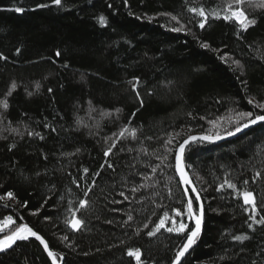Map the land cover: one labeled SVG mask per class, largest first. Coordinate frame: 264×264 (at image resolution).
<instances>
[{"label":"trees","instance_id":"obj_1","mask_svg":"<svg viewBox=\"0 0 264 264\" xmlns=\"http://www.w3.org/2000/svg\"><path fill=\"white\" fill-rule=\"evenodd\" d=\"M224 4L0 0V100L9 103L0 107V221H15L0 239L27 224L58 254V264H136L127 253L137 248L141 264L173 263L195 227L186 216H175L188 199L175 167L178 145L190 135L235 132L229 117L239 111L264 115L248 103L264 102V9L243 5L257 21L247 31L211 16L201 29L202 18L188 11L203 6L223 16ZM135 78L142 107L129 83ZM13 82L17 88L8 96ZM125 127L129 131L120 138ZM184 164L205 216L182 264H264V225L250 219L264 217V124L226 143H194ZM225 180L237 189L217 191ZM9 191L15 199L7 198ZM243 191L253 192L255 213L244 205ZM81 200L88 204L76 211ZM69 209L84 222L78 231L65 222L72 218ZM165 212L188 229L169 233V220L148 236ZM0 264L51 262L39 242L27 239L0 255Z\"/></svg>","mask_w":264,"mask_h":264},{"label":"snow or ice","instance_id":"obj_2","mask_svg":"<svg viewBox=\"0 0 264 264\" xmlns=\"http://www.w3.org/2000/svg\"><path fill=\"white\" fill-rule=\"evenodd\" d=\"M127 2V0H125ZM53 3L57 6H60L62 3V0H53ZM247 4L249 8H251L253 11L257 9H264V0H225L224 8H223V16H221V12L218 10H212L211 12H208L205 10L203 6L197 8V7H190L188 9L189 12L194 13L196 16H199L202 18V20L199 23V27L201 29L205 28L206 22L211 16L212 18L215 19H223L225 21H234L236 24L240 26V28L243 31H247L250 26H254L257 21L256 19H250L249 15L246 13V11L243 8V5ZM39 7H47L45 4L39 5ZM17 13H22L24 11L23 8L17 7L15 9ZM172 20H176L177 23H179L178 18L176 16L171 17ZM98 22L101 25L106 24V19L104 16H100L98 18ZM174 32H180L183 30V26L181 27H173L171 29ZM202 48L209 49L210 45L207 43H202L201 44ZM57 56L60 55L59 52L56 53ZM0 58H5V57H0ZM223 59V57H221ZM234 63L237 66H240L239 61H234ZM129 83L132 86L133 92L136 93V97L139 100V103L141 107L143 106V100L140 98V93L137 91L138 85L140 84L139 78H135L134 82L129 81ZM11 90L7 93L8 96L12 95V90H15L17 88V85L15 82L11 84ZM37 90L40 88V85L37 83L36 85ZM49 92L52 91V89H48ZM28 95L31 96L33 95L32 92H28ZM249 104H254L256 108H259L261 110H264V102H259V101H254V99H249L248 100ZM0 107L3 109H7L9 107L8 100L5 98L3 100H0ZM117 112L120 110L117 109ZM104 116H110L111 113L109 112H104L101 113ZM191 115V113H189ZM241 121H244L243 124H241ZM79 123V121H77ZM229 122L235 124V132L233 131H228V135H234L235 133L240 132L243 128H247L250 125H254L258 122H264V115H257L251 111H239L236 113L235 119L233 120L231 117H229ZM213 125L215 126L216 122L212 121ZM128 128L125 127L123 128L120 133L119 137L123 138L125 133L128 132ZM29 135H32V133H29ZM35 135L39 136V133H36ZM115 135V134H114ZM130 135L132 139H136V129H132L130 132ZM179 135V134H177ZM42 138V137H41ZM222 137L220 136L219 132H216L212 135H202V136H188L186 139L183 140L182 143L178 145V148L176 150L175 154V160H176V172L180 176L181 183L184 185H191L192 181L188 175V173L185 170V164H184V157L185 153L187 151V147H190L192 143H198V142H203V141H212V140H218L221 139ZM172 143V138H169L166 141V144H171ZM115 147V142H113L112 146L109 147L104 155L108 156L111 154L112 148ZM162 159H167V157H163ZM111 167V165H108ZM156 169L153 168V172H155ZM84 172L87 173L88 169L85 168ZM257 176L260 175V173L256 174ZM245 184L248 183V181H244ZM227 185L229 189L236 190L237 186L236 184L232 183L229 180H225L224 184H221L218 188L217 191H220L224 188V186ZM138 189H133V191H137ZM191 192L195 193V196H189V188L185 187L183 194L184 196H187L188 199L186 201V204L184 205V211L182 212L180 209H175V216L176 217H182L186 216L188 219L193 220L195 222V227L191 230L188 231V234L186 236V242L183 244L181 249L177 252L175 256V260L173 261V264H181V258L185 256L186 253H188L189 249L193 247V245L196 244L197 239L199 238L201 234V227L202 223L204 220L205 216V208L203 203H199V206L197 209L194 210L193 207V202L194 200L199 202L201 201V196L197 189L193 186L191 187ZM171 194V193H170ZM87 195V193H85ZM121 196L124 195V193H120ZM8 199H15L14 193L9 191L6 194ZM240 196L243 199L244 205H250L252 213H255L257 210V205L255 201V196L253 192L251 191H243L240 193ZM4 196H0V200H4ZM127 199V197H125ZM88 202L86 200H81L79 204V209L76 211H79L80 209H83L87 206ZM27 205V202L24 203V206ZM247 211V208L245 209ZM70 212H72V218L67 219L65 222L68 224L73 230L78 231L82 226H83V220L77 218L76 216V211H72V209H69ZM34 215L36 213H33ZM129 220L132 219V217L129 215L128 217ZM250 219H252L254 222L260 223L261 225H264V217H262L259 221H255L254 216H250ZM171 220L172 222V227H167L166 231L169 233L176 232L178 234L184 233L186 229H188V225L183 222V220L177 222V220L173 217H170L167 212L164 213V215L159 219V222L156 224L155 228L151 231H149L147 234L148 236L152 237L155 236L157 232H159L161 229H165L166 222ZM15 224V221L13 220L12 216H7L5 217L2 221H0V231H3L5 227ZM178 225V226H177ZM147 227V225H145ZM251 227V225H249ZM34 237L36 240L40 242L44 246V250L47 252L48 256L52 259V264H57V255L56 253L52 252L49 250V245L45 241V239L39 235L37 232H35L31 227H29L27 224H21L18 225L14 228V230L11 231L10 235H6L3 239H0V252L7 251L8 249L12 248V246L17 242L21 240H27L29 237ZM63 239L67 240L68 238L65 236ZM236 240L242 241L248 239L247 236H236ZM128 256L134 257L136 260V264H141V250L139 248L137 249H129L128 250ZM60 260H63V255H60Z\"/></svg>","mask_w":264,"mask_h":264},{"label":"water","instance_id":"obj_3","mask_svg":"<svg viewBox=\"0 0 264 264\" xmlns=\"http://www.w3.org/2000/svg\"><path fill=\"white\" fill-rule=\"evenodd\" d=\"M262 124H264V122H258V123L254 124V125H250V126L247 127V128H243L240 132L235 133L234 135H231V136L227 135V136H224V137H222L221 139H218V140L203 141V142H198V143H207V144H213V145H214V144L216 145V144L226 143V142L232 141V140H234V139L240 137L241 135L247 133L248 131H250V130H252V129H254V128H256V127H258V126H260V125H262ZM194 136L199 137V136H202V135H194ZM192 144H194V143H192ZM192 144H191V145H192ZM187 148H188V147H187ZM185 170H186V168H185ZM186 172H187V170H186ZM187 173H188V172H187ZM188 175H189V173H188ZM189 177H190V179H191V176H190V175H189ZM179 178H180V176H179ZM191 181H192V179H191ZM183 185H184V184H183ZM193 186L195 187L193 181H192V184H191V185H184V187H188V188H189V192H190V193L192 194V196L194 197V196H195V193H192V192H191V187H193ZM195 188H196V187H195ZM196 189H197V188H196ZM197 191H198V190H197ZM196 203H197V206H199V203H203V202H202V199H201V201H199V202L196 201ZM203 226H204V220H203V223H202L201 231L203 230ZM29 239H34V240H36L34 237H31V236L29 237ZM22 241H25V240L17 241V242L12 246V248L8 249L7 251L0 252V255L10 252L12 249H14V248L16 247V245H17L18 243H20V242H22ZM36 241L39 242L38 240H36ZM39 243H40V242H39ZM41 246H42L43 249H44V246H43L42 244H41ZM191 249H192V248H191ZM191 249H189L188 253H186L185 256L181 258V264H182V262L184 261V259L188 256V254H189V252H190ZM49 250H50V249H49ZM44 251H45V250H44ZM50 251H51V250H50ZM45 253H46L48 259L50 260V262H51V264H52V259L48 256V254H47L46 251H45ZM57 264H58V262H57ZM172 264H173V263H172Z\"/></svg>","mask_w":264,"mask_h":264}]
</instances>
